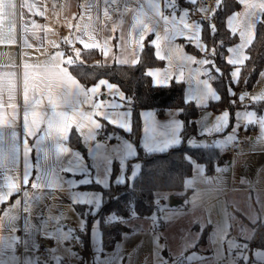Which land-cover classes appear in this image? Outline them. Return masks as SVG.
I'll return each instance as SVG.
<instances>
[{
    "label": "crops",
    "instance_id": "0c3cea01",
    "mask_svg": "<svg viewBox=\"0 0 264 264\" xmlns=\"http://www.w3.org/2000/svg\"><path fill=\"white\" fill-rule=\"evenodd\" d=\"M189 1L197 5L192 12L183 14L184 7L167 11L165 0H151L157 12L175 22L170 21L164 25L161 21L159 25H154V31L145 32L144 24L150 22L141 16L139 20L143 23H138L135 13L142 7L146 9L149 0H118V6L109 3L107 18L104 16L106 5L103 0H0V25H3L4 33L0 39V81L4 85L3 90H0V116L5 117V122L0 123V264H42L37 250L39 242L45 241L52 253L54 248L52 236H44L45 228L50 229L60 221L68 222L72 214L69 212L71 216H66L62 213L65 210L78 211L75 207L77 203L89 205L92 212L101 203V192L88 188L87 184L97 182L104 187L109 186L115 164H118L119 171L115 178L117 181L131 180L139 172L141 162L134 160L138 152L134 142L111 131L108 132L110 140L104 141L95 132L99 126L104 128V120L125 131L131 130L132 110L124 105L125 93L119 85L105 79L85 87L70 71L66 60L69 55L80 58L75 56V50L80 51L85 44H96L100 46L98 49H104V62L132 63L138 59L145 39L151 36L155 46L157 35H166L168 39H161L160 46H155L156 54L159 53L157 56L164 57V65L148 68L147 71L153 73V82L162 85L172 79L185 81V99L194 101L200 106L201 112L210 116L212 121L208 132L217 135L213 146L221 148L228 159L216 165L211 174L206 172L204 164L200 167L193 163V172L185 179V185L191 189L189 196L176 206H168L167 199L159 211L148 217L150 220L147 225L153 227L159 221L186 219L193 215L197 218L191 223V228L195 232L193 238L197 241L200 232L195 224H211L206 244L200 247L191 245L184 254V251L164 250L170 261L180 259V264H223L229 250H234L237 245L239 248L244 247V252L250 255L246 240L252 236L253 223L258 219L264 220V112L258 111L251 104L264 102V98L243 104L234 100L236 108L230 127L229 108L215 111L208 107L211 99L219 98L211 81L203 74V65L208 62V58L191 53L185 42L190 41L201 50L206 49L201 39L199 22L201 18H210L220 0H215L213 6L204 5V0ZM240 2L241 8L230 12L226 18L227 27L238 35V41L228 47V61L233 56V47L238 48L243 43L240 39L243 17L239 20L234 18L248 9L247 0ZM251 2L260 3L261 0ZM256 11L258 23L261 14L258 9ZM148 15L151 16L152 12L148 11ZM182 23L197 25V39H187L186 36L191 35L187 30H184L185 35H177V30L183 28ZM9 24L15 26L12 39L8 38ZM86 25L91 27L85 30ZM165 27L169 29L168 32H165ZM142 33L145 37L143 40L140 39ZM69 46L73 47V53L67 52L66 47ZM248 46L243 50L247 56ZM170 47L177 51L170 53ZM57 51L65 53L57 63L67 69L79 89L70 85L72 102H62L54 109L48 99L45 84L51 58ZM236 67L240 65H233L232 72ZM10 73H15V85L9 92L7 85L13 79ZM165 75L168 79H165ZM258 81L264 84V69ZM99 82L108 87L100 88ZM93 86H97L98 93L91 98L85 95L84 89L90 92ZM102 98L105 99L106 107L92 117L96 121L94 124L80 115L81 112L89 115L96 112L92 103ZM56 111L66 112L75 118L66 136L54 127L59 123ZM32 113L41 114L38 128L32 124ZM142 117L141 146L144 150L159 151L182 141L183 120L179 108H168L163 115L154 109H144ZM201 121L202 115L199 118ZM26 125L35 133L29 134ZM73 128L81 136L80 147L69 144ZM198 135L197 125V132L187 138V144H198L197 141L201 140ZM224 137L229 138L227 145L219 140ZM25 139L29 146L27 156ZM228 147H234V151H228ZM194 174L199 176L193 177ZM25 175L28 176L27 185L24 183ZM10 182L16 183L17 187L10 190ZM230 205L239 209L243 215L232 214ZM155 213L159 214L158 218ZM80 215L85 218L82 213ZM139 218L142 217L134 220L137 222ZM234 225L239 226L240 231L237 232ZM150 233V229H142L126 237V231L123 232L115 247L102 256L100 264L118 262L113 254L118 248L127 252L124 249L127 248L126 238L136 243L148 238L147 234ZM151 240L152 261L158 264L164 257L159 253L161 244L156 233H151ZM251 254L254 257L252 264H264V249L256 248ZM172 256L174 259H171ZM124 258L127 259V255Z\"/></svg>",
    "mask_w": 264,
    "mask_h": 264
},
{
    "label": "trees",
    "instance_id": "16d2710c",
    "mask_svg": "<svg viewBox=\"0 0 264 264\" xmlns=\"http://www.w3.org/2000/svg\"><path fill=\"white\" fill-rule=\"evenodd\" d=\"M166 10H179L182 7L194 9L197 4L189 0H165ZM241 8L240 0H220L210 18H201V39L206 49L201 50L190 41L186 46L194 55H205L208 62L203 65V74L208 77L219 94L218 99H211L208 107L221 111L229 108L231 111V126L234 120L236 103L233 100V90L240 85H247L250 89L257 82L264 69V16L257 23L253 42L248 46L249 59L240 65V76L234 81L232 78L233 65L227 63L228 47L238 41L237 33H233L226 23L227 15ZM212 49V50H211ZM70 53L69 51H67ZM164 65V60L157 56L151 36L145 39L138 59L132 63H107L102 60V51L98 48L80 49V58L74 57V64L68 65L85 87L95 84L101 79L113 82L125 93L124 105L132 110V127L130 131L103 121L104 130L119 133L138 148L134 160L141 162L139 172L133 179L124 181L115 180L118 164L114 165L111 173L112 181L104 187L97 182L87 184L88 188L101 192L102 201L94 215L87 212V204L77 203L75 207L86 218V225L77 235L86 250L90 247V224L96 218L102 235L103 250H111L121 239L123 232L131 230L128 222L132 219L159 211L161 204L166 201L165 195L174 194L184 201L191 189L185 185V179L193 172V159L205 165L206 172L211 174L218 164L228 159L225 152L213 145L193 146L187 144V138L197 132L196 118L200 106L194 101L185 99V81L172 79L167 84L158 85L153 82L148 68ZM251 106L264 112V102H253ZM168 108H179L183 120L181 130L182 141L163 150L146 151L141 146L143 128L142 111L154 109L163 115ZM69 144L80 147L81 136L75 128L71 130ZM260 211V207L258 206ZM232 214L243 215L239 209L230 205ZM128 220V221H127ZM161 226V225H160ZM200 231L199 237L193 247H200L208 242L211 224H195ZM252 236L246 240L251 252L256 248L264 249V220L258 219L253 223Z\"/></svg>",
    "mask_w": 264,
    "mask_h": 264
},
{
    "label": "rangeland",
    "instance_id": "374dc122",
    "mask_svg": "<svg viewBox=\"0 0 264 264\" xmlns=\"http://www.w3.org/2000/svg\"><path fill=\"white\" fill-rule=\"evenodd\" d=\"M167 4L170 5L171 3ZM183 9H185L183 11V14L193 11V9L186 6ZM66 48L67 51H71L70 53L74 52L72 46ZM250 91L253 101H258L259 99L264 98V84L260 83L258 80L254 84L253 88L250 89ZM232 92L233 100H235L236 102H240V104H243L244 101L242 100L241 95H237V89L233 90ZM207 113L211 114L212 112ZM249 113L253 115L252 111H249ZM201 115L202 121L199 122V118ZM211 121L212 119L209 115L206 116L204 112L200 111L197 119V125L199 133L198 138L201 140L197 141L198 144L196 145L192 144L193 146H200L202 144H204V146L215 145L214 140H216L217 135H215V133L213 132H208V127ZM219 140L222 144L227 145L229 138L224 137L223 139L219 138ZM193 161L195 163V166L199 165L200 167H203V163L196 162V160L194 159ZM198 176L199 175L196 174L193 175V177ZM168 196L169 195H165L166 200H169ZM167 203L168 206H170L168 201ZM162 207L163 204H161L160 208ZM69 212L72 214V216L69 214ZM87 212H90L93 215L95 213L92 212L91 208H88ZM62 214L71 216L68 222L61 223L60 221L59 224L53 225V227L50 229L49 227L45 228L44 236L45 238H49V236H52V245L54 246V248L53 253L51 251L52 249L49 248V262L44 261L42 264H100L101 259L103 260L102 256H104V254H107L108 250H103L102 235L98 219L94 218L92 223L90 224V247L88 248V250H86L82 247V244L77 235L78 231L85 227V218L80 215V212L76 210L72 212L65 210ZM158 215V213H155L156 218H158ZM192 216L193 215L188 216L186 219H174L166 222L159 221L157 226L153 227L151 225H147L148 221L150 220L148 219V217L139 216L142 218H139L140 220H138L137 222L134 219H132L131 221L127 220L131 224L132 229L129 230L130 232L126 231V237H131L142 229H150L151 233H156L157 239H159V245L161 244L159 247V253L164 257L158 264H180V259L176 261H170V257L165 256L166 254L164 250H167L169 252L170 250L179 251L181 253L182 251H184L182 253L184 254L189 246L195 244L196 239L193 238L195 232L192 231L191 223L194 222L197 217ZM234 228H236L237 232L240 231L239 226L234 225ZM151 233L147 234L148 238L137 241L136 243H132V241H130L131 238H126L127 240H125V243L127 248L124 249L127 250V252L118 248L113 254L118 259L119 264H153ZM125 255H127V259L124 258ZM171 259H174L173 256L171 257ZM122 260H125L124 263L122 262ZM253 261L254 259H252L250 255L244 252V247L239 248V245H237L235 246L234 250H229L228 257L225 261H223V264H252ZM118 262L115 261L113 264H118Z\"/></svg>",
    "mask_w": 264,
    "mask_h": 264
},
{
    "label": "snow or ice",
    "instance_id": "6c2138e0",
    "mask_svg": "<svg viewBox=\"0 0 264 264\" xmlns=\"http://www.w3.org/2000/svg\"><path fill=\"white\" fill-rule=\"evenodd\" d=\"M104 4L106 5L104 9V16L107 18L109 15V10L107 5L110 3L112 5H119L118 0H103ZM246 7L248 9L247 12L243 13L240 16H236L234 20H239L241 17H243V20L241 21L243 25V29L240 31V39L243 41L242 44L238 48L233 47L232 54L233 56L231 57V61H227V63H231L232 65H243L246 60L249 59L247 55L244 54L243 50L246 46L250 45L253 42L254 39V33H255V26H256V17H257V9L259 10V14L261 16H264V0H261L260 3H253L251 0H247ZM147 9V10H146ZM140 8L138 11H136V17H137V22L138 23H143V21L139 20V17L143 16L145 17L150 23L149 24H144V31L149 32V31H154V25H159L161 21L164 22V25H168L170 21L172 23L175 22L174 19H166L164 15L160 12L156 11V5L149 0L147 4V8ZM209 11L211 9H208ZM148 11L152 12V15H148ZM260 16V18H261ZM233 20V21H234ZM233 21H232V26H233ZM264 21V20H261ZM199 23H203L202 21ZM183 28L177 30V35H185V31L187 30L188 33L191 35L186 36L187 39L192 40V39H197L195 32H197V25H192L189 26L188 23H182ZM10 25V24H9ZM2 26L0 25V39L4 37V33L2 31ZM90 25L85 26V30L90 28ZM15 29L14 24H11L9 26V35L8 38L12 39V33ZM233 29L236 31L235 27L233 26ZM135 31V29H133ZM169 29L165 27V32H168ZM145 37L143 33L140 36V39L143 40ZM161 39H168V37L165 35L164 37H160L157 35V42L155 46L158 48L159 41ZM27 43V41H25ZM67 43V41H65ZM81 43H84L81 41ZM86 48H97L100 47L99 45L96 44H85L84 45ZM101 51H104L103 48L100 49ZM212 50V49H211ZM177 51V49L170 47L169 52L174 53ZM65 55L64 52L57 51L55 55L51 58V64L49 65V72H48V79L46 81L45 87L47 88L48 91V99L50 103L53 105V108L56 109L62 102L63 103H71L72 102V95L70 90V85H75L74 89H79V85L77 82L73 79V77L68 73L67 69L60 67L59 63H57L58 60L63 58ZM159 55V53H157ZM75 56H80V51L79 49L75 50ZM161 59H164L163 56L160 57ZM171 59V56H170ZM66 63L68 65H73L74 64V58L72 55H69ZM122 63H126V61H122ZM241 69L240 67H236L235 70L231 73V75L234 77V80H237L240 76ZM149 75L152 76L153 73L149 72ZM183 75V74H181ZM9 76H11L13 79L9 80L8 82V91L10 92L13 89V86L15 85V73H10ZM165 79H168V76L165 75ZM100 83V82H99ZM3 82L0 81V90H3ZM101 87H108V85L100 83V88ZM91 91L88 92V89H84L85 95L90 96L91 98L94 97L98 93L97 86H93L90 88ZM67 90V91H66ZM100 90V89H99ZM92 107L96 109V112H92L90 115L87 112H81L80 115L84 117L85 119L90 120L93 124L96 122L95 120H92V117L96 116V114L104 109L106 107L105 105V99L102 98L98 100L97 102L92 103ZM59 116V123L54 125L56 131H58L61 135L66 136L69 133V128H70V123L75 122L74 117H70L68 113L66 112H58ZM31 121L34 127L38 128L41 122V114L40 113H32L31 115ZM5 122V117L0 116V123ZM11 123V121H10ZM78 126L82 127V125L77 124ZM26 130L28 131L29 134H34L35 132L32 129H29L26 125ZM25 145V155L27 156L29 152V146L27 143V139L24 141ZM24 183L27 185L28 183V176H24ZM17 185L14 182H10L8 184V188L10 190L16 188Z\"/></svg>",
    "mask_w": 264,
    "mask_h": 264
},
{
    "label": "built area",
    "instance_id": "2783aa9c",
    "mask_svg": "<svg viewBox=\"0 0 264 264\" xmlns=\"http://www.w3.org/2000/svg\"><path fill=\"white\" fill-rule=\"evenodd\" d=\"M58 1L61 2L62 0H58ZM203 4L206 6H213L215 4V0H204ZM237 95H241L244 102H250L253 100L251 92H250V88L245 84L240 85L237 88ZM95 132H96V135L100 139H102L104 141L110 140V134L107 133L103 127H101V126L97 127ZM252 133H254V131H252ZM227 150L230 152H233L234 147H228ZM262 213L264 214V208L262 209ZM37 250H38L39 259L42 261V263L44 261L49 262V258H50L49 257V248H48V245L45 241L41 240L39 242Z\"/></svg>",
    "mask_w": 264,
    "mask_h": 264
},
{
    "label": "water",
    "instance_id": "95a60500",
    "mask_svg": "<svg viewBox=\"0 0 264 264\" xmlns=\"http://www.w3.org/2000/svg\"><path fill=\"white\" fill-rule=\"evenodd\" d=\"M168 202H169L170 206H176V205L182 203L183 199L176 197L174 194H170Z\"/></svg>",
    "mask_w": 264,
    "mask_h": 264
}]
</instances>
